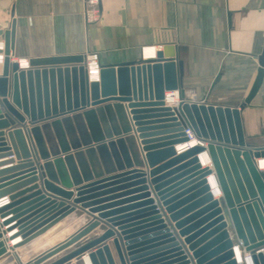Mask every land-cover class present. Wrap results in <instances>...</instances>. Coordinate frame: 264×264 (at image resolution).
Returning a JSON list of instances; mask_svg holds the SVG:
<instances>
[{
    "label": "water",
    "instance_id": "obj_1",
    "mask_svg": "<svg viewBox=\"0 0 264 264\" xmlns=\"http://www.w3.org/2000/svg\"><path fill=\"white\" fill-rule=\"evenodd\" d=\"M13 30L0 31V167L11 164L0 169V264H237L234 241L264 264V145L247 142L241 116L264 77V44L249 92L230 106L186 99L172 45L100 64L88 82L85 55L20 68ZM185 128L205 145L178 152Z\"/></svg>",
    "mask_w": 264,
    "mask_h": 264
},
{
    "label": "crops",
    "instance_id": "obj_2",
    "mask_svg": "<svg viewBox=\"0 0 264 264\" xmlns=\"http://www.w3.org/2000/svg\"><path fill=\"white\" fill-rule=\"evenodd\" d=\"M85 7V0H0V31L14 22L10 60L95 52L100 64H114L142 57V47L172 45L186 99L232 106L249 92L264 44V0H98L90 19ZM3 45L0 35V53ZM243 110L264 115V77ZM8 237L1 239L10 247Z\"/></svg>",
    "mask_w": 264,
    "mask_h": 264
},
{
    "label": "built area",
    "instance_id": "obj_3",
    "mask_svg": "<svg viewBox=\"0 0 264 264\" xmlns=\"http://www.w3.org/2000/svg\"><path fill=\"white\" fill-rule=\"evenodd\" d=\"M98 0H85V4L87 7H85V15L87 18H95L97 14V10L94 8L95 5L97 4ZM93 7V8H92ZM2 48V46H1ZM146 47H142V57L144 56V49ZM153 50L156 52L158 49L155 47H151ZM155 54V53H154ZM154 57V55L152 56ZM3 61V54L0 53V63L2 64ZM24 63V67H22L21 63ZM16 62L19 64L20 68H27L29 66L28 60L27 59H18ZM84 65L86 68V73H87V80L88 82H94V81H99V70H100V62L97 53L95 52H89L85 54V59H84ZM164 100L166 103L169 104H177L179 101L178 93L177 91H170V92H165ZM185 135L187 136V141L182 143L178 148H180L178 151L188 149L189 147L193 146L191 143H194V145H205V143L198 138L194 136L192 131L189 128L184 129ZM9 203V200L6 196H3L0 198V207L6 205ZM16 229H13L10 231V234L14 233ZM238 249L240 254L243 257L244 264H253L251 260V255L248 251H244L243 248L240 247V244L234 243L233 244V250ZM260 251H263L260 250Z\"/></svg>",
    "mask_w": 264,
    "mask_h": 264
},
{
    "label": "bare ground",
    "instance_id": "obj_4",
    "mask_svg": "<svg viewBox=\"0 0 264 264\" xmlns=\"http://www.w3.org/2000/svg\"><path fill=\"white\" fill-rule=\"evenodd\" d=\"M154 53H155V51L153 50V48H151V47H146V48L144 49V56H145V57H143V58H145V59H146V58H152V56L154 55ZM21 65H22V67H24V63H23V61H22ZM191 145L194 146V143H191ZM179 149H180V148H177L176 150L178 151ZM178 152H179V151H178ZM198 159H199V163H200L201 167H203V168L208 167V168L211 169V173L207 176V183H208V185H209V187H210V190H211V192H212V195H214V196H217V195H218L217 198H216V199H218L220 196H222V192H221V189H220V187H219V184H218V182H217V180H216V177H215V175H214V173H213L211 160H210L209 156L207 155V153H205V152L200 153V154L198 155ZM257 167H258L259 170H261V169L263 170V169H264V162H263L262 159H258V160H257ZM210 177H211V179H212V183H213V184H210V183H209V179H210ZM214 196H213V197H214ZM6 233H7V232H6ZM9 233H10V232H8V234H9ZM1 240H2V239H1ZM13 240H14L15 242H14L12 245H14L15 243H17V241H19L18 238H14ZM13 240H10V241H13ZM4 242H6V241L4 240ZM12 245H11V246H12ZM11 246H10V247H11ZM10 247H8V246L6 245V248H7V249H9ZM8 252L14 254V252L11 251V250H9ZM234 254H235V258H236V262H237V264H244V263H245L244 260H243L242 255L240 254V252H239L238 249H235V250H234ZM83 262H84V264H91L90 261H89V259H88L87 257H84Z\"/></svg>",
    "mask_w": 264,
    "mask_h": 264
},
{
    "label": "rangeland",
    "instance_id": "obj_5",
    "mask_svg": "<svg viewBox=\"0 0 264 264\" xmlns=\"http://www.w3.org/2000/svg\"><path fill=\"white\" fill-rule=\"evenodd\" d=\"M251 114L248 110L241 113L246 140L253 145H264V115L254 112L252 118Z\"/></svg>",
    "mask_w": 264,
    "mask_h": 264
}]
</instances>
